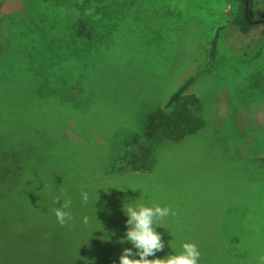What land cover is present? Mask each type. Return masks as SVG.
<instances>
[{"label":"rangeland","instance_id":"rangeland-1","mask_svg":"<svg viewBox=\"0 0 264 264\" xmlns=\"http://www.w3.org/2000/svg\"><path fill=\"white\" fill-rule=\"evenodd\" d=\"M68 1L0 0V156L29 139L49 140L48 150L72 156L58 168L39 158L34 168L44 179L20 177L14 192L0 179V264H119L123 249L133 247L119 242L128 203L176 213L163 221L167 228H156L165 247L155 258L195 242L200 264H258L264 0H252L258 22L249 33L232 23L238 0H96L99 12L87 1L91 38L78 32ZM35 27L41 30L31 34ZM34 35L46 39L44 48L29 47ZM29 49L35 64L27 63ZM187 81L201 128L177 142L146 137V116ZM25 121L39 133L28 137ZM133 134L149 147L147 169L119 162ZM65 192L73 220L62 227L53 209Z\"/></svg>","mask_w":264,"mask_h":264},{"label":"trees","instance_id":"trees-1","mask_svg":"<svg viewBox=\"0 0 264 264\" xmlns=\"http://www.w3.org/2000/svg\"><path fill=\"white\" fill-rule=\"evenodd\" d=\"M96 2V9L97 12L101 10V4L97 3L96 0H71L68 1L72 8V11L75 13L76 23L79 26L78 32L80 34L85 35L86 38H91L92 30L86 29L85 18L83 16L84 7L86 6V2ZM263 18H264V9H263ZM32 20V19H30ZM251 20H255L252 15V0H248V7H247V15L245 14V2L244 0H238V5L235 10V13L232 16V23L237 27V29L241 33H249L255 27V24L251 22ZM41 28H36L34 30H30L31 34L39 32ZM32 40V45H29V41ZM28 41L29 47H34L35 42H38V45L41 48H44L47 41L45 38H40L34 35ZM216 46L215 40L211 42L210 45V53L213 54L214 48ZM37 47V46H35ZM34 47V48H35ZM25 55L31 56L30 60L27 63H34V58L36 55H31L32 50H24ZM31 51V52H30ZM34 66V65H33ZM36 66V65H35ZM81 69L80 67H73L75 77L79 73ZM53 71V70H45ZM43 80L45 82L49 81V73L43 76ZM188 81L181 84L174 93L170 96L168 101L166 102L163 108H158L148 114L143 122V134L146 137H154V136H161L164 139L169 141L177 142L181 138L185 137L190 133H194L199 130L202 126V121L199 117L195 114V105L198 102V99L195 95L186 94L185 90L187 87ZM168 108V110H166ZM28 122L25 121V132L28 137L31 134H34L35 131L39 133L37 127H35L32 131V128L28 126ZM30 128V130H29ZM32 131V132H30ZM31 140H34L31 141ZM53 144L51 141L41 142L39 144L38 140L36 139H29L24 141L23 144H20L16 147H11L5 152L3 156H0V179L7 178L8 181V190L14 192L17 188L18 180H25L19 179L23 176H28L30 179H41L44 176L39 175L36 172L34 166H36L35 161H39L44 159L46 162L50 163L49 167L58 168L60 160H67L72 161V156L69 154H65L63 152L58 153L54 151L48 150L46 147L47 145ZM26 145V146H24ZM127 149L125 150L124 154L120 156L119 162H124L127 165H131L133 169H147L153 163V157L149 152V147L144 143H139L137 140V136L133 134L128 141H126ZM41 158V159H39ZM264 161V157H263ZM54 168V169H55ZM33 170L34 172L30 173ZM47 170V166L43 169L45 172ZM30 173V174H29ZM50 176L48 181H54V177ZM44 179V178H43ZM56 181V180H55ZM16 183V184H15ZM9 191V192H10ZM4 197V196H3ZM3 197L0 199V208L2 209L4 205L2 202ZM2 205V206H1ZM3 211V210H2ZM1 211V212H2Z\"/></svg>","mask_w":264,"mask_h":264},{"label":"clouds","instance_id":"clouds-1","mask_svg":"<svg viewBox=\"0 0 264 264\" xmlns=\"http://www.w3.org/2000/svg\"><path fill=\"white\" fill-rule=\"evenodd\" d=\"M63 195L65 197L63 201L59 196L55 198V204L58 201H62V203L53 209L57 223L62 227L67 226L73 220V215L69 211L72 206V199L66 192ZM81 202L83 204L89 202L88 192H81ZM122 210L127 216V227L125 236L119 242L123 244L127 241L133 247L123 249L119 257V264H200L202 253L195 242L183 243L179 253L174 252V254L166 255L164 258H155L156 253L163 251L165 247L162 235L156 231V228H167L163 221L169 216L176 215L171 206H161L156 203L151 205L128 203L123 206ZM83 223L88 225L89 217H83ZM102 239H108V237L105 236ZM149 257L154 258L149 259ZM258 264H264V255L258 257Z\"/></svg>","mask_w":264,"mask_h":264},{"label":"water","instance_id":"water-1","mask_svg":"<svg viewBox=\"0 0 264 264\" xmlns=\"http://www.w3.org/2000/svg\"><path fill=\"white\" fill-rule=\"evenodd\" d=\"M244 2H245V14L247 15L248 0H244ZM251 22L256 24L258 20H251Z\"/></svg>","mask_w":264,"mask_h":264}]
</instances>
